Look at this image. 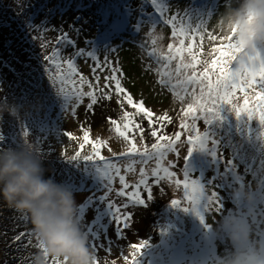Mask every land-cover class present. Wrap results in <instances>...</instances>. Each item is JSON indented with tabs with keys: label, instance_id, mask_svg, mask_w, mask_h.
I'll return each instance as SVG.
<instances>
[{
	"label": "rangeland",
	"instance_id": "1",
	"mask_svg": "<svg viewBox=\"0 0 264 264\" xmlns=\"http://www.w3.org/2000/svg\"><path fill=\"white\" fill-rule=\"evenodd\" d=\"M10 1L19 17L11 21L2 17L5 21L0 23V72L4 78L0 79V106L20 107L25 119H20L18 112L13 121L10 118L9 122L0 120V127H13L9 131L14 137L11 146L24 143L33 145L44 159L48 169L46 175L53 176L73 189L79 205L80 221L85 230H91L89 239L91 247L95 245L96 264H129L133 252L131 245L139 243H144V247L137 264H223L234 249L226 236L217 237L215 227L222 218L232 215H239L251 224L255 240L264 243V123L249 119L246 115L237 117L229 105H224L219 118L211 124L203 120L198 122L200 130L207 137L206 146L196 149L187 160H183L188 145L187 130L181 129V121L187 122L183 111L191 98L180 100L157 83V74L148 69L149 63L153 69L157 64L149 59L142 47L147 37L157 41V54H166L167 46L173 43L171 27L159 24L156 15L158 6L147 0L148 6H144V13L138 14L135 8H131L136 0L118 1L110 7L105 5V11L114 15L102 12L96 26L87 32L81 20L77 24L74 22L75 14L71 8L74 5L78 7L76 4L85 0ZM229 3H234V0H161V4L170 10L169 15L187 12L193 17L203 18L207 31L217 37L225 35L215 29L216 18ZM127 7L130 10L123 12ZM35 17L37 19L33 21ZM49 17H54L50 25L42 27L36 24L32 28L34 23L48 20ZM198 22L193 20V24ZM153 24L158 25L153 29ZM62 33L72 38L76 48L94 52L100 57L101 63L106 57L119 68L123 86L136 101L142 100L145 107L154 113L153 123L150 124L142 113L136 115L135 121L140 128L128 133L129 140L120 137L109 118L117 120L122 126L126 122L123 112L135 110L126 104L122 110L115 93L110 100L98 99L91 110L87 107L90 103L87 96L82 97L79 103L73 99L65 109V102L56 94L57 87L53 85V79L58 78L54 72L46 71L52 66L45 59L56 49V40ZM189 43L186 41V45ZM219 43V40H210L206 34L203 41L199 36L196 37L193 53L201 61L197 71H202L203 61H211L218 55L209 54ZM76 48L65 46L62 54L66 58L71 57ZM258 49L264 51V45ZM185 58L190 59L187 56ZM6 62L15 65L17 79L10 81L13 75L5 71L7 68H1V64ZM75 63L79 73L87 80L95 83L98 76L101 87L105 83L104 77L111 74L108 67L101 68L91 59L78 58ZM235 66L233 63L232 67ZM88 90L85 85L83 91ZM260 91L258 84L253 87L242 86L237 89L233 102L243 106L245 93L254 99ZM11 96H15V99ZM161 115L170 117V122L157 120ZM23 125H27L30 130L26 137L20 135ZM153 129L167 137L182 133L181 141L177 143L179 155L172 152L166 159L175 162L172 171L176 172L178 178H183L182 168L186 166L190 175L204 184L209 193L216 192L219 208L215 203L209 208L203 206L200 215H197L194 211H185L183 206L173 207V199L183 200L182 188L176 187L171 181L155 183L149 177L152 192L149 197L146 192L143 193L145 202L129 204L126 209H122L130 216L127 227L114 219L109 206L103 202V177L97 167L91 161H84L83 157L94 156L98 149L103 157L120 169V175H124L129 184H134L140 179V169L145 165L140 162V156L124 154L131 151L129 141L134 142L140 152L145 148L152 151L151 145L160 142L153 137ZM86 133L87 141L84 139ZM101 140L105 143H99ZM77 152L80 153L79 161L70 162L68 158ZM130 165L131 171L128 170ZM153 166L155 161H150L147 167ZM111 187L109 199L116 205L125 204V197L116 195L121 188L119 176H114ZM5 204L7 202L0 198V208L3 207L1 210L7 219L1 222V227H10L14 220L10 219V206ZM22 228L26 238L21 240L16 237L14 250L27 247L33 241L38 243V236L29 219L23 218ZM0 235L5 237V232ZM1 237L0 251L5 241ZM125 257H128L127 261ZM0 258L3 260V257Z\"/></svg>",
	"mask_w": 264,
	"mask_h": 264
},
{
	"label": "snow or ice",
	"instance_id": "2",
	"mask_svg": "<svg viewBox=\"0 0 264 264\" xmlns=\"http://www.w3.org/2000/svg\"><path fill=\"white\" fill-rule=\"evenodd\" d=\"M154 6H158L156 12L160 20L159 24H165L171 27V38L173 43L167 46L166 54L161 52L157 54L155 45L156 40H149L147 37L142 44L146 50V55L150 60H154L157 64L155 69L152 68L151 63L148 64L150 71H155L158 76L157 83L170 92L174 93L180 100L185 97H190L191 102L187 104L186 110L183 111V116L187 118V122L181 121V129L187 130V154L183 160H187L191 153L196 149H203L206 144L207 137L204 136L198 126V122L203 120L206 124H211L214 119L220 116V109L224 105H229L237 117L246 115L249 119H258L264 123V51L258 48L252 51H245L240 47L236 39V29L232 30L231 35L217 37L212 32L206 29V21L203 18L191 16L185 12L183 14L177 12L169 15L170 10L161 4V0H150ZM199 20L198 23L193 24V20ZM158 24H153V29ZM205 34L210 40H219V46L213 47L211 53L218 54L211 61L205 60L202 63L204 67L202 71H197V65L201 61L197 55L193 53V48L196 46V37L203 41ZM186 41H190L186 45ZM57 47L52 55L45 57L49 65L46 71L54 72V76L58 79H53V85L57 87V95L62 97L65 102V109L70 102L75 99L77 103L84 96L90 99L88 108L91 110L98 99L112 98L115 93L119 99L117 103L121 109H124L125 104L134 109V112H123V120L126 121L121 124L117 120L110 119V122L115 125V132L129 140L128 133L133 129H139L140 125L136 123L135 116L143 114L149 123H153L154 113L145 107L144 102L136 101L132 94L123 86L121 81V70L110 63L105 57L101 63L100 57L94 52L88 50H81L76 48L72 42V38L67 33H62L56 40ZM76 48V51L71 57H65L62 54V49L65 47ZM190 57L186 60L185 57ZM78 58H87L96 62V65L103 68L108 67L110 75L105 76V83L101 87L99 77H96L95 83L87 80L81 75L77 69L75 60ZM173 62H175L173 66ZM235 63V67H232ZM66 68V71H65ZM95 71V68H94ZM257 77L259 79L257 80ZM259 85L261 91L256 98H251L245 93V100L243 106L234 103L237 89L241 87H253ZM87 85L88 91H83L84 86ZM159 121H169L170 117L161 115L156 118ZM30 133L27 125H23L20 129L21 136H28ZM153 137L158 141L151 145L152 151L147 148L140 152L136 144L132 141L131 151L124 155H138L141 163L145 165L140 169V179L134 183L129 184L124 175H120V169L116 165L103 157L97 149L93 155L84 156V161H91L92 165L97 167V170L103 177L105 187L103 202L109 206V209L114 215V219L120 224L127 227V221L130 216L127 212L122 211L126 209L129 204H137L145 202L143 193L149 194L152 192V187L149 183L151 177L155 183H160L162 180L171 181L176 187L182 188L183 200L173 199V207L183 206L185 211L191 210L200 215L203 206H209L213 203L220 207V201L216 192H208L204 184L198 179L190 175L186 166L182 168L183 178H178L175 171L176 164L174 161L166 159L169 153L177 151V143L181 141L182 133L175 134L174 137L161 136L153 129ZM74 138V137H73ZM4 137L0 135V141ZM84 139L88 140V134H85ZM99 143L103 144L105 141L101 140ZM94 157L96 159H94ZM80 153L77 152L68 160L78 162ZM150 161H155V166L147 167ZM129 171L132 170L131 165ZM114 176H119L121 183L120 190L116 193L117 196L125 197L126 203L116 205L114 201L109 199V194L112 191V182ZM185 202L186 205L185 206ZM203 202V203H202ZM90 234L91 230H86ZM20 237H17L19 239ZM38 246L43 250V244L38 237ZM95 249V245H92ZM144 243L131 245L133 249L132 259L129 264H137L138 257L142 254ZM128 260V257H125ZM54 264H61V261H54Z\"/></svg>",
	"mask_w": 264,
	"mask_h": 264
},
{
	"label": "clouds",
	"instance_id": "3",
	"mask_svg": "<svg viewBox=\"0 0 264 264\" xmlns=\"http://www.w3.org/2000/svg\"><path fill=\"white\" fill-rule=\"evenodd\" d=\"M231 35L245 51L264 45V0H234L227 4L214 25ZM18 111L0 106V120ZM44 159L30 143L0 148V198L30 220L43 244L32 264H96L89 234L79 218V205L73 189L46 175ZM217 237L226 236L234 252L223 264H264V243L255 240L254 229L239 215L225 216L215 227Z\"/></svg>",
	"mask_w": 264,
	"mask_h": 264
},
{
	"label": "trees",
	"instance_id": "4",
	"mask_svg": "<svg viewBox=\"0 0 264 264\" xmlns=\"http://www.w3.org/2000/svg\"><path fill=\"white\" fill-rule=\"evenodd\" d=\"M35 1H34V4H35ZM118 1H123V0H85L83 3H77L76 6L78 7H74L75 5L71 7L72 12L75 14L74 22L77 24L79 23V20H81V25L86 27V30L88 32V29H92L94 28V26H96V22L100 20V17L102 16V12L111 15L110 13L105 11L104 6L106 5L110 7L114 5L115 3H117ZM136 1L139 4H142V1L140 0H136ZM100 5H102V8L100 7ZM0 12H1L0 23H3L5 21L2 17H6L9 21H11L12 19H17L19 17L17 12L14 11L12 2L10 0H0ZM31 16H33V14H31ZM35 16L38 17L39 15H35ZM36 17L35 19H33V21L37 19ZM53 19L54 17H49L48 20L34 23L32 28H34L36 24H39L42 27H45L46 25H50L53 22ZM74 26L75 24L73 23L72 28H74ZM0 31H2L1 28H0ZM1 68H3L4 70L7 68L8 70H5V71L10 72V75H13V78L10 81L17 79V76H16L17 72L14 74V69H16L15 65L12 66L11 64L6 62L4 64H1ZM0 79H4L2 78V73H1ZM12 94L13 93H10V95ZM11 98L15 99V96H11ZM19 108L18 106L17 108H15V110L19 112V118L25 119L24 118L25 116L23 115L22 111ZM6 115L7 114L3 116L2 118L3 121L6 120V122H9L8 118H10L13 121L14 119L13 116H6ZM11 129H13V127L6 129V126L1 125L0 135H2L4 139L0 141V148L11 146L10 143L12 142V140L14 142V137L12 136V133L9 132L11 131ZM6 205H8V203L5 204V206ZM1 209H3V207L0 208V217H1L0 233L5 232V237L2 238L1 235L0 237L1 239L5 241H4V246L1 247L2 251H0V257H3V260L2 258H0V264H15L16 261L19 262L18 264H32L33 257L37 253H41L43 250L39 249L38 243H35V241L26 245L27 247L14 250L17 245L16 243H14V239L16 237H20L21 240H24L26 238V236L23 235L24 232L22 228L24 217L20 213H18L14 208L10 207L9 208L10 219L14 221L11 223L10 227L8 226L1 227V222H3V220L6 219ZM6 244L8 245V247H6ZM54 261H57V260L50 259L49 264H54Z\"/></svg>",
	"mask_w": 264,
	"mask_h": 264
},
{
	"label": "bare ground",
	"instance_id": "5",
	"mask_svg": "<svg viewBox=\"0 0 264 264\" xmlns=\"http://www.w3.org/2000/svg\"><path fill=\"white\" fill-rule=\"evenodd\" d=\"M136 4V3H135ZM146 5H148L147 3H146ZM149 8V7H148ZM132 12V11H131ZM121 16H122V14H121ZM121 27H123V29H124V26H123V24H121Z\"/></svg>",
	"mask_w": 264,
	"mask_h": 264
}]
</instances>
